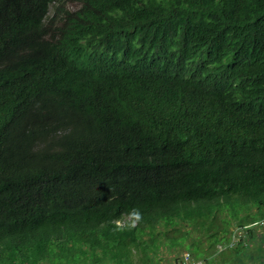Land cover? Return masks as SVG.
Segmentation results:
<instances>
[{
    "label": "trees",
    "instance_id": "obj_1",
    "mask_svg": "<svg viewBox=\"0 0 264 264\" xmlns=\"http://www.w3.org/2000/svg\"><path fill=\"white\" fill-rule=\"evenodd\" d=\"M52 1L0 0V264L230 247L264 218V0H58L62 53ZM42 58L79 72L70 95Z\"/></svg>",
    "mask_w": 264,
    "mask_h": 264
},
{
    "label": "rangeland",
    "instance_id": "obj_2",
    "mask_svg": "<svg viewBox=\"0 0 264 264\" xmlns=\"http://www.w3.org/2000/svg\"><path fill=\"white\" fill-rule=\"evenodd\" d=\"M221 217H226V214L224 212L219 213L217 220L219 221ZM218 221H216L215 224H219ZM185 228H187V226H185ZM181 229H184V227H181ZM163 230V227H159L155 230L154 234ZM250 230L252 233H255L253 243L256 244H254L253 247H246L245 239L248 235L246 229H244L240 232L238 231L241 237V245H236L235 243L231 246L232 248H230L224 243L216 247L212 244L209 246L210 250H208L209 248L207 249L209 243L205 241V237H203L198 244L194 242L191 243V241L197 239L198 233L195 231H191V235L186 238V245L183 247H174L175 245L172 239L166 241L161 234L159 236L161 244L158 250V256H154V264H173L180 257L182 252H190L195 258L205 260L208 264H264V228L254 227L250 228ZM234 231L235 226H231L230 233ZM171 237H178V235L177 233L169 232L167 238Z\"/></svg>",
    "mask_w": 264,
    "mask_h": 264
},
{
    "label": "clouds",
    "instance_id": "obj_3",
    "mask_svg": "<svg viewBox=\"0 0 264 264\" xmlns=\"http://www.w3.org/2000/svg\"><path fill=\"white\" fill-rule=\"evenodd\" d=\"M58 5H59L58 0L49 2L47 4L46 16L44 17L43 21L40 24V29L46 33V38L49 41L50 47L53 48V53H62V51H58L57 47L59 45L55 44L56 39L59 35L48 34L49 30L53 26H55L58 23L59 19L62 17V15L57 12ZM64 6L65 9L68 10L77 7L78 5L75 3H66ZM45 23L47 25H45ZM55 61L56 60L53 58H42L33 62L32 65L27 66L30 68L36 67V68L49 69L48 72H43L40 75H36L35 77L41 82V88L43 93L48 97L50 95L52 97V101L55 98V96L58 94L66 97L67 95H70L71 88L79 77V72H77V70L70 63L63 62L62 64H60L62 66V69H60L59 68L60 65H57L56 67L54 66Z\"/></svg>",
    "mask_w": 264,
    "mask_h": 264
},
{
    "label": "built area",
    "instance_id": "obj_4",
    "mask_svg": "<svg viewBox=\"0 0 264 264\" xmlns=\"http://www.w3.org/2000/svg\"><path fill=\"white\" fill-rule=\"evenodd\" d=\"M254 224L264 226V218L260 219V221L254 223ZM239 236H240V234H239L238 230L233 232L232 239H231V242L229 245L230 247L236 243ZM173 264H208V263L205 260L195 258L189 252H183L180 255V257Z\"/></svg>",
    "mask_w": 264,
    "mask_h": 264
},
{
    "label": "crops",
    "instance_id": "obj_5",
    "mask_svg": "<svg viewBox=\"0 0 264 264\" xmlns=\"http://www.w3.org/2000/svg\"><path fill=\"white\" fill-rule=\"evenodd\" d=\"M254 227H258V228H264V226H260V225H256V224H250V225H248V226H246V232H247V235H248V237H247V235H246V239H245V245H246V247H250V246H254V244H256V243H253V241H254V236H255V233L253 232L252 233V231L250 230V228H254ZM251 234V235H250ZM247 243V244H246ZM250 244V245H249Z\"/></svg>",
    "mask_w": 264,
    "mask_h": 264
},
{
    "label": "bare ground",
    "instance_id": "obj_6",
    "mask_svg": "<svg viewBox=\"0 0 264 264\" xmlns=\"http://www.w3.org/2000/svg\"><path fill=\"white\" fill-rule=\"evenodd\" d=\"M47 71V70H46Z\"/></svg>",
    "mask_w": 264,
    "mask_h": 264
}]
</instances>
